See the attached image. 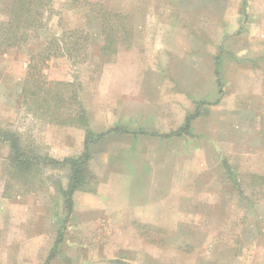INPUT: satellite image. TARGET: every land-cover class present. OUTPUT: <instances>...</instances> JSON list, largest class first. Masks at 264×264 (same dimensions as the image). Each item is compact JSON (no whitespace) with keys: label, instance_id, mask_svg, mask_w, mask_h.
Wrapping results in <instances>:
<instances>
[{"label":"rangeland","instance_id":"1","mask_svg":"<svg viewBox=\"0 0 264 264\" xmlns=\"http://www.w3.org/2000/svg\"><path fill=\"white\" fill-rule=\"evenodd\" d=\"M122 1L51 0L49 5L52 12L44 14L47 20L43 27L28 29L26 41L19 46L1 48L3 50L0 54V128L18 131L24 142L32 143L41 156H49L57 160L78 156L83 151L84 133L76 131L74 125L70 126L68 122L59 123L57 121H68L67 118L74 112L75 94L83 108L87 110L85 112L88 120L91 121V127L98 130L108 122L103 114L115 112L116 95L119 90L117 81L123 78H134L138 82L134 85V91L139 96V102H135L134 106L137 105L136 112H140V118H147V121H144L145 124L141 122L144 124L141 127L154 129L155 125L153 126L148 115L154 113V107H158L159 103L156 101H161L160 95L168 93L164 90H172L171 94L174 97L180 89L182 92L186 89L173 85L168 87L169 79L180 81L181 78V72L178 69L173 70L172 64H179L180 60L185 59V54H188L190 59L193 58L194 62L200 56L195 48L183 50L181 47V41H186V37L181 35L178 28L180 10L183 8L180 3L183 0H172L171 6L167 8L170 11H168L167 22L175 25L171 26V34L167 40L169 42L171 40V43L175 41L179 43V46H174V44L172 46L170 43L171 51L166 49L165 56H160L158 52H151L155 50V40L146 46L142 42L150 40L139 37L136 39L138 46L135 47L138 49L133 54H121L118 62L117 54H115L117 41H119L120 50L128 49L121 44L124 42L121 38L123 25L126 26V24L124 19H121L120 13L117 16L107 15L114 29L115 38L114 43L111 44L113 49L100 52L102 18L108 12L112 15L117 13L118 3L121 5ZM220 1L222 0H187L190 5L196 2L200 4V14H204V17L200 16V20L216 14ZM11 2L12 0H0V21L8 19ZM235 3V5L240 4L238 0H235ZM231 4L220 3L219 10L223 6L225 12L229 10ZM130 7L129 4L126 7L129 12ZM239 7L236 6L235 19L239 16L240 21L245 23L246 16H252L261 23L260 27L264 31V0H246V14L242 13ZM142 9L146 10L147 7ZM124 13L130 15L125 11ZM259 16L261 20H257ZM137 22H135L136 28L128 23L129 29L141 30L137 28ZM256 28L259 27H254L253 30L256 31ZM76 29L87 32V47H84L86 44L84 33H68L69 30ZM157 29L158 27L154 24H147L142 28L147 31ZM234 30L235 27L232 31ZM53 37H62L64 40L62 43H74L78 40L80 46L86 49V58L83 60L82 54L75 49L72 51L71 58L67 55L52 56L49 59L42 58L46 54L45 52L43 56L39 54L43 47L48 46L52 50L51 53L57 49L55 44L49 45V40ZM224 45L228 46L227 43ZM166 47L169 48V46ZM160 57L163 60H159ZM149 60L153 62L150 63ZM165 66L166 69L163 68ZM164 80H166V87L163 83H155L159 84L158 86H146L149 81ZM57 82H62V86H57ZM21 85L29 91L38 89V94L33 95L30 92L23 96ZM47 90L48 93H46ZM54 94L61 95L62 101L59 102L55 115L50 117L41 108H37L38 105L35 102L38 99L42 100L44 96L47 101L51 102V95ZM147 97H149V102L145 103ZM175 100L173 98V102ZM176 104L178 103L175 105L173 103V107H176ZM142 106H149L152 109L144 111ZM162 106L163 103L160 104V107ZM218 111L216 110V113ZM192 112L194 109L190 113ZM212 115H214L213 111L209 117L200 118L197 123H194L191 132L183 138L185 141L173 139L175 141L172 140V147L169 143L164 146V140L158 138L154 141L152 139L141 140L143 144L156 147L153 152L156 160L162 162L166 159H177L179 162L181 157V162L183 160L187 162L188 187L186 191L182 189L181 192H187L188 196L193 197V199H188V205L189 207L195 206L199 212L195 217L196 229L187 232V239L186 232L155 229L148 233L144 232L146 234L143 233L145 239H150L157 244L155 250H149V253L156 257L155 264H264V232L244 230V225L239 223L242 215L234 216L236 222L234 226L227 223V219L233 217L228 212L232 209H235L237 213L238 210L241 211L245 200L237 197L227 199L226 181L215 183V179L220 178V174H223L225 179L228 174L224 168H220V171L216 169L213 166L214 162L210 164L215 155L214 152L202 149L211 144L210 135L206 136L198 129L199 126L204 129L208 125L212 126ZM216 117H218L217 114ZM224 119L227 120L226 116ZM116 142L129 146L130 143H137V138L113 136L110 140L102 141V144L91 143L88 162L92 175L88 184L90 190L79 189V192L96 190L97 178L103 169L101 157L106 151L113 154L112 150L115 149ZM9 154L7 146L0 143V195L2 196H0V264H103L101 256L106 259L105 255H112L111 248L115 243L113 240H118L117 243L121 242L122 232H114L108 228H102L100 231L89 229L85 231L82 229L80 213L73 214L69 222L65 220L67 215L61 188L67 186L68 167L43 164L35 178L31 179L33 183L25 184L22 180L13 178L7 184ZM140 154V151L136 152L135 158L141 156ZM221 158H224L223 161L227 160L226 155H221ZM31 176L30 174L26 177L31 178ZM194 191L199 193L198 199ZM6 194H11L12 197L3 198ZM127 235L130 240H133L132 235ZM127 235L124 238H127ZM58 237L63 239L58 247L59 254L48 260L52 248L56 250ZM139 249L140 254H147L144 246ZM128 256L131 260L130 252Z\"/></svg>","mask_w":264,"mask_h":264},{"label":"crops","instance_id":"2","mask_svg":"<svg viewBox=\"0 0 264 264\" xmlns=\"http://www.w3.org/2000/svg\"><path fill=\"white\" fill-rule=\"evenodd\" d=\"M171 1L123 0L121 5L118 3L117 14L120 13L121 19H124L126 24L123 25L121 38L124 42L121 44L128 49L120 50L117 41L115 53L117 61L121 54H133L138 49L135 47L138 46L136 39L139 37L150 40L142 42L146 46L155 40V50L151 52H158L160 56H165L166 49L171 51V40L170 42L167 40L171 34V26L174 25L167 22L170 12L167 8L171 6ZM226 2L232 3L229 10L224 12L223 6L219 10L220 3ZM238 2L242 6L235 5V0H222L217 5L216 14L200 20V16L204 17V14H200V4L196 2L190 5L187 0L185 4L184 0L181 1L183 8L180 10L178 28L181 35L186 37L185 42L181 41V47L183 50L195 48L200 57L194 62L193 58L190 59L188 54H185V59L181 58L179 64H172L173 70L178 69L181 72V78L180 81L169 79L168 87L173 85L186 89L185 92L180 89L174 97L171 94L172 90H164L168 93L160 95L161 101H156L159 103L158 107H154V113L148 115L153 126L155 125L154 129L141 127L147 118H140V112H136L137 105L134 106L135 102H139V96L134 91V85L138 82L134 78L117 81L119 90L116 95L115 112L103 114L108 121L104 127L95 130L91 127L90 119L88 120L89 128L94 133L118 128L117 131H109L92 144H102V141L110 140L113 136L137 138V143H130L129 146L116 142L115 149L112 150L113 154L108 151L103 153L104 156L101 157L103 169L97 178L98 186L94 192L76 190L72 196L73 208L67 216V222L73 214L80 213L82 229L85 231L88 229L100 231L102 228H108L114 232H122L121 242L117 243L118 240H113L115 243L111 248L112 255H105L106 259L101 256V263L105 264L108 261L111 264L118 262L155 264L156 257L151 255L149 250H155L157 244L145 239L144 234L155 229L186 232L187 239V232L196 229L195 217L199 212L195 206L188 205V199L193 197L188 196L187 192H181L182 189L186 191L188 187L187 162L185 160L181 162V157L179 162L177 159H166L162 162L156 160L153 153L156 147L143 144L141 140L154 141L158 138L164 140V146L169 143L172 147L173 139L183 140L185 135L191 132L192 125L200 118L209 117L212 111L214 114L212 126L208 125L205 129L200 126L198 128L199 132L206 136L210 135L211 138V144L202 149L214 152L210 164L214 162L213 166L219 171L220 168L225 169L222 160L224 158H221V155L227 156V178H223L225 176L220 174V178L215 179V183L226 181L227 199L237 197L245 200L241 211L238 210L237 213L232 209L228 212L233 217L228 218L227 223L234 226L236 224L234 216L242 215L239 223L244 225V230L264 232V31L260 27L261 23L252 16L245 15L247 18L245 23L240 21L239 16L235 19L236 6H240L241 12L246 14V0H238ZM128 4L131 6L130 12L126 8ZM145 6L147 9H142ZM124 11L130 15H126ZM260 17L259 19L256 17L257 20H261ZM135 22L138 23L137 28L141 30L129 29L128 23L136 28ZM147 24H154L158 29L142 30ZM234 27L235 30L232 31ZM254 27L259 28L255 31ZM102 40L101 34L100 52H104L101 50L104 43ZM226 43L228 46L224 45ZM171 44L179 46L175 41ZM158 59L163 60L161 57ZM163 68L166 69V66ZM155 83H163L166 87V80L149 81L146 86L159 85ZM173 98L176 99L174 102ZM148 102L149 97L145 99V103ZM200 102H202L201 113L191 121L189 132L174 134L173 132L183 126L185 118ZM162 103L163 106L160 107ZM173 103L178 104L173 107ZM142 109L148 111L152 107L142 106ZM216 110L219 111L216 113ZM225 116L227 120L224 119ZM68 125H74L76 131L84 133L83 145L85 130L75 124ZM169 133L172 134L168 135ZM139 151L141 156L135 158L136 152ZM128 152L130 153L125 155ZM11 197V194L3 196L9 199ZM195 197L198 199L199 193ZM127 234L132 235L133 240H130ZM125 235L127 238H124ZM62 241L63 239L57 243L51 259L59 254L58 247ZM141 246L146 248L147 254L139 253ZM129 252L132 256L131 260L128 256Z\"/></svg>","mask_w":264,"mask_h":264},{"label":"trees","instance_id":"3","mask_svg":"<svg viewBox=\"0 0 264 264\" xmlns=\"http://www.w3.org/2000/svg\"><path fill=\"white\" fill-rule=\"evenodd\" d=\"M51 0H12L10 6V13L7 20L0 21V54L2 53V47H10V46H19L21 43L25 42L27 39L28 29H37L43 27L47 18H45V13L52 12L51 6L49 5ZM117 16V13L111 14L108 12L105 16H103L102 25H101V34L103 35V45L101 46V50H110L112 47L111 44L114 43V29L112 28V24H110L107 19L108 16ZM77 32L84 33V41L86 42L84 47H87V32L82 29L69 30V34H75ZM79 39V38H77ZM63 38L53 37L49 40V45L51 43L56 45L54 52L48 46L42 48V52L39 54L43 56L45 52V56L42 58L49 59L52 56H63L67 55V57L71 58L73 55V50H78L79 54H82L81 58L84 60L86 58V49L80 46V43L75 41L74 43H62ZM80 40V39H79ZM64 41V40H63ZM81 48V49H77ZM84 49V50H83ZM113 49V48H111ZM31 67V66H29ZM218 74V71H217ZM28 82V81H27ZM26 85V83H25ZM57 86H62V82H57ZM220 87V86H219ZM40 89V87L37 86ZM22 95L29 94L30 92L33 95L38 94L37 90H27L26 87H22L21 89ZM45 92V91H44ZM49 91L47 90L46 93ZM51 102L47 101L46 96L43 97L42 100H36L37 108H41L44 113H48L51 116L55 115L56 110L59 108V102L62 101V96L59 94L51 95ZM74 112L70 114L68 121L57 120L59 123H69L75 124L76 126L82 127L85 130V136L83 141V151L78 156L74 157H66L62 160H57L55 158H51L49 156H41L37 153V150L33 144H27L22 139L21 134L9 128H0V143L7 146L9 149V169H8V182H11L13 178L20 179L19 181L31 182L32 178L38 174L41 166L43 164L46 165H58V166H67L69 169V179L67 182V186L65 188H61V195L63 198L65 213L68 216L73 208V193L79 189L90 190L88 187L89 181L92 177L89 168L88 162L90 159L89 145L95 141H98L101 137L106 135L109 131H117L118 128H111L106 132L94 133L89 128L88 117L85 113V109L82 104L79 102L77 95L74 96ZM200 105L202 102L197 103L194 109V112L188 114V116L184 120L183 126L177 131L173 132L176 135H181L182 133H188L190 128L191 121L196 118L200 113ZM172 133H169L170 135ZM41 162V163H40ZM223 165L228 171L227 162L224 160ZM32 175L30 177H26L28 175ZM26 175V176H24ZM30 179V181H29ZM7 186V185H6ZM29 186V185H28ZM66 220V218H65ZM60 237L56 239V244L60 241ZM55 248H52V251L48 255V260L54 256ZM118 264H122L118 262Z\"/></svg>","mask_w":264,"mask_h":264}]
</instances>
